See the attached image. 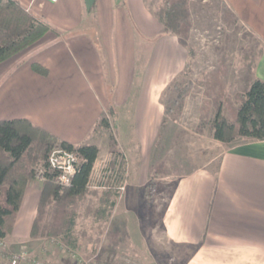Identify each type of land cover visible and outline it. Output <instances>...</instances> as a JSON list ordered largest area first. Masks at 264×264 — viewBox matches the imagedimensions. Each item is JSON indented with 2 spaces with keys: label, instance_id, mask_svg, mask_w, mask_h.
Instances as JSON below:
<instances>
[{
  "label": "rangeland",
  "instance_id": "obj_1",
  "mask_svg": "<svg viewBox=\"0 0 264 264\" xmlns=\"http://www.w3.org/2000/svg\"><path fill=\"white\" fill-rule=\"evenodd\" d=\"M164 1L143 0L152 13ZM186 5L190 15L186 46L180 45L175 36L170 42L171 34L165 35L164 47L161 43L156 45V40L148 39L142 44L139 39L133 50L130 80L124 78L128 82L126 93L116 96L115 87L126 75L123 71L127 64L103 60L107 94L103 96L105 109L99 117H106L108 127H96L89 138L99 153L86 195L65 203V213L73 218L76 246L73 252L68 251V244L58 238L59 244L45 248L50 252H44L47 258L62 254L58 258L63 264H76L74 259L91 264L92 258L101 264H120L123 258L134 264H203L200 256L189 262L193 248L165 237V209L182 178L200 170L214 172L226 149L248 140L237 138L225 144L212 137L215 94L214 88L207 89L206 82L218 70L222 95L217 101L223 114L231 117L237 106L236 96L244 90V51L254 49L256 57L257 51L264 49V0H186ZM223 7L234 14L235 23H226ZM246 33L250 35H243ZM43 45L20 53L16 65L29 61V53L39 51ZM186 82L191 85L182 97L181 107L173 106L165 116L161 100L167 96L166 88ZM121 162L125 164L123 172L118 167ZM40 166L37 162L34 172ZM31 182L41 189L46 181L33 176ZM106 196L115 205L108 220L100 222L92 211ZM53 211V206L47 207L39 236H30L34 243L31 247L37 251L40 242L44 247L49 230L54 231L61 220V213L59 219H53ZM51 261L54 262L49 258L47 263L54 264Z\"/></svg>",
  "mask_w": 264,
  "mask_h": 264
},
{
  "label": "crops",
  "instance_id": "obj_2",
  "mask_svg": "<svg viewBox=\"0 0 264 264\" xmlns=\"http://www.w3.org/2000/svg\"><path fill=\"white\" fill-rule=\"evenodd\" d=\"M17 1L50 30L33 45L44 43L29 53V61L15 68L18 54L0 64V121L26 119L72 145H95L89 138L107 94L103 60L127 64L115 87L116 96L124 94L137 41L156 40L164 47L170 34L161 32L143 0ZM32 63L48 75L33 72ZM254 76L264 82V49ZM39 197V184L26 186L5 237L8 253L26 248L44 264L49 258L63 264L62 254L47 258L45 248L55 245L47 239L38 251L31 247ZM165 237L193 248L189 262L200 256L203 264H264V140L236 144L220 155L214 172L200 170L182 178L165 209ZM0 264L11 263L5 256Z\"/></svg>",
  "mask_w": 264,
  "mask_h": 264
},
{
  "label": "trees",
  "instance_id": "obj_3",
  "mask_svg": "<svg viewBox=\"0 0 264 264\" xmlns=\"http://www.w3.org/2000/svg\"><path fill=\"white\" fill-rule=\"evenodd\" d=\"M223 11L226 23L236 22V17L228 8L223 7ZM153 16L160 23L162 33L175 36L180 45L186 46L185 40L190 26L186 0H165ZM49 30V25L27 12L19 1L0 0V64L35 45ZM253 50L244 51L245 74L242 77L244 90L242 94L236 96L237 106L232 110L231 117L223 114L222 106L217 101L222 95L217 79L218 70L210 74L206 82L207 89L219 86L216 91L213 89L215 112L211 134L221 143H231L237 138L264 140V82L254 76L256 62L262 50L257 51L256 57L253 56ZM189 54L191 57L194 56L192 50ZM219 63L223 68L224 59L221 58ZM18 66L19 64L16 65ZM31 69L41 76L48 75V70L38 64L32 63ZM190 85V82L182 85L175 83L166 88L167 96L161 100L165 116L171 113L173 106L181 107L182 97ZM96 127H108L104 115L99 117L93 130ZM55 147L75 150L81 156L82 162L68 187L63 188L55 184L52 179L54 173H47V180L40 189L37 215L30 236L33 238L39 236L40 222L47 212V207L53 206V219L56 220L59 213L62 217L56 225L58 227L54 226L56 228L54 231L49 230L48 239L57 237L68 244L70 247L67 248L68 251L74 250L77 240L73 234V218L65 213L67 207L65 203L75 202L86 195L99 149L96 145L87 143L74 146L26 119L0 121V238H5L12 229L24 190L35 176L34 166L39 162L47 168V157ZM118 167L119 171L123 172L125 164L121 162ZM114 205L115 202L106 196L92 211V215L98 221L105 222L110 217Z\"/></svg>",
  "mask_w": 264,
  "mask_h": 264
},
{
  "label": "built area",
  "instance_id": "obj_4",
  "mask_svg": "<svg viewBox=\"0 0 264 264\" xmlns=\"http://www.w3.org/2000/svg\"><path fill=\"white\" fill-rule=\"evenodd\" d=\"M51 3H56L58 0H46ZM82 162L81 156L75 150H66L61 147H55L51 150L47 157V168L42 165L35 171V178L39 181L47 180V173H54L53 181L60 187H68L72 176L75 174L79 164ZM121 187H118L120 189ZM58 238H49L47 241L57 244ZM59 244V243H58ZM62 247V243H60ZM75 254V253H73ZM0 256L7 257L11 264H41L36 257L32 256L26 248H21L14 253H8L7 242L5 238H0ZM74 257H76L74 255ZM91 264H101L93 258ZM120 264H134L128 259L123 258Z\"/></svg>",
  "mask_w": 264,
  "mask_h": 264
}]
</instances>
